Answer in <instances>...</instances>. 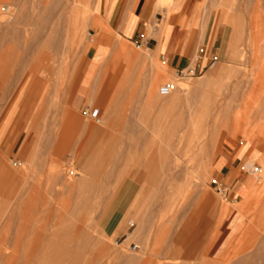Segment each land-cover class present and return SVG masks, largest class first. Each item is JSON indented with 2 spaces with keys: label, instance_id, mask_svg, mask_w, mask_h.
I'll return each instance as SVG.
<instances>
[{
  "label": "rangeland",
  "instance_id": "1",
  "mask_svg": "<svg viewBox=\"0 0 264 264\" xmlns=\"http://www.w3.org/2000/svg\"><path fill=\"white\" fill-rule=\"evenodd\" d=\"M99 1L0 0V76H14L24 67L28 68L27 71L41 68L38 70L43 74L53 75L52 86L48 87V90H55L50 108L68 109L72 120L77 123L68 134L70 144L64 152L61 168L67 174L74 169L76 183L80 188L85 184L83 191L89 190L91 199L95 196L93 201L86 198L88 193L85 196L82 189L80 192L77 184L76 190L71 189V192L69 188L65 191L61 183L47 182L46 174L52 171L50 175H53L58 170H52L51 165L45 170L42 179L45 191L41 188L40 197L46 194L51 203L48 205L46 199L41 198L34 205L33 215L40 217L36 213L43 208L41 217L53 227L58 225L56 229L60 224L63 226L60 229H65L68 224L84 220L82 224L91 228L93 247L79 253L75 246H71L74 254L71 249L67 253L60 248L55 253H41L45 256L43 264H57L58 261L60 264L63 259L65 264H70L76 255V259L83 262L74 259L71 264L237 263L247 241L244 233L264 235V28L255 40L252 23L256 7H261L264 14V0H159L158 9L165 10L161 13L164 19L189 7L194 9L196 17L201 18L204 27L210 22L218 26L221 38L216 49L219 50L210 56L208 67L202 68L195 76L187 73L196 67L200 57L183 69L174 70L167 59L147 46L148 39H161L163 26L159 32L149 29L132 40L124 38L120 31L109 28L98 15ZM205 49L206 46L201 44L200 50L206 53ZM23 50L31 52L30 56ZM92 54L91 67L82 78ZM133 55L141 56V60ZM162 66L166 70H162ZM181 71L185 72L184 76L179 74ZM167 83L175 85L174 101L159 95L160 87ZM149 89L156 96L151 101ZM19 93L9 107L8 104L5 106L0 126L15 106ZM76 97L77 101L84 99L82 105L77 103ZM97 97L99 100L95 102L93 99ZM109 102L113 103L111 110L108 109ZM115 111L117 123L111 126V114L114 112V115ZM36 112L28 124L26 114L23 115L9 134L7 130L0 145V159L3 161L0 164L6 163L9 167L13 163V170L26 171L30 175L34 170L39 173L45 162L43 156L48 159L50 152H46L51 151L47 148L54 145L52 136H46L52 142H47L46 137H43L46 141L42 137L36 140L35 134L29 136ZM43 123L40 124L42 127ZM48 127L55 130L51 124ZM108 127L110 137L108 134V139L97 142L95 149L83 148L85 153L89 151L85 156L80 150L86 133L82 131ZM95 134L93 131L91 139ZM46 143L51 145L46 148ZM240 143L254 144L252 158L245 162L259 166L260 173L246 174L242 170L244 162L239 170L240 188L237 191L231 190L232 180L223 181L216 175L214 167L220 154ZM43 147L46 149L42 152ZM73 153L79 163L75 162L72 168L68 165ZM22 167H25L24 172ZM179 171H183L184 176ZM81 178L88 181L94 195ZM213 180L229 189L226 198L218 195L211 185ZM125 186H129L127 190ZM10 188L0 180V195H5L0 197V264H25V240L18 235L21 221L19 215L10 213V207L15 209V205L13 208L8 204ZM74 197L85 201L87 206ZM99 198L105 199V203ZM237 198L236 203L234 199ZM89 200L94 202L92 206ZM77 202L86 207L78 203L77 210L81 212L73 213ZM50 205L54 208L52 212ZM64 206H69V210ZM65 211H70V215ZM61 212L65 215L64 220ZM234 212L241 214L245 223L234 239L220 240V228ZM60 220L62 223L66 220L65 225ZM216 243H219L217 250L221 247L223 250L215 256L212 249ZM135 246L138 247L136 250ZM255 250H248L243 255L250 264H264V252L261 257H256Z\"/></svg>",
  "mask_w": 264,
  "mask_h": 264
},
{
  "label": "bare ground",
  "instance_id": "2",
  "mask_svg": "<svg viewBox=\"0 0 264 264\" xmlns=\"http://www.w3.org/2000/svg\"><path fill=\"white\" fill-rule=\"evenodd\" d=\"M246 1H248V0H246ZM264 17V14H263V10L261 9V7H256L255 8V10H254V12H253V16H252V23H253V30H254V32H255V40H256V38L258 39V37H259V33H260V31H261V29L262 28H264V21H263V23H262V18ZM232 21V20H231ZM200 24H202V23H200ZM202 26H205V25H203L202 24ZM203 30H204V28H203ZM19 32V31H18ZM201 32V31H200ZM17 33V32H16ZM199 35V34H198ZM39 41V40H38ZM41 41V40H40ZM33 45V44H32ZM28 46V45H27ZM26 46V47H27ZM30 46V45H29ZM34 46V45H33ZM24 47H25V45H24ZM32 47V46H31ZM9 48V47H8ZM10 49V48H9ZM21 49V48H20ZM26 49V48H25ZM14 51H15V49H14ZM24 51V50H23ZM32 51H33V49H32ZM10 52V51H9ZM24 52H26V51H24ZM34 52V51H33ZM29 56H30V54H31V52L30 53H28V52H26ZM26 55V54H25ZM25 55H23V57H25ZM11 56H13L12 54H11ZM10 56V57H11ZM18 56V55H17ZM22 56V55H21ZM134 56V58L135 59H140L141 60V56L140 57H138V56H136L135 57V55H133ZM9 57V56H8ZM26 57H27V55H26ZM20 58V57H19ZM22 58V57H21ZM15 59H16V57H15ZM27 59H28V57H27ZM11 60H14V59H11ZM26 60V59H25ZM16 61H18V60H16ZM11 64V63H10ZM13 67V66H12ZM163 67V69L162 70H166V67H164V66H162ZM36 69H37V67H35ZM26 69H28V68H26V67H24V68H22L21 69V71H19L16 75H14V76H9L8 77V75H6V76H0V119H1V117H2V115H3V112H4V109H5V106L8 104V107H9V104H10V102L13 100V98L17 95V93H19V90L21 89V87H22V89H21V91H20V93H19V95H18V98H17V101H16V104H15V106L11 109V111H10V113H8V115H7V117H6V119L4 120V122L2 123V125L0 126V145H2V142H3V138H4V136H5V134L7 133V130H8V134L14 129V127L16 126V125H18L19 124V122H20V120L22 119V117H23V115H25L26 114V117H27V120H26V124H28V122L30 121V118H31V116H32V114L35 112V111H37L36 112V117H35V119L33 120V122H32V126H31V129H30V133H29V136H31L32 134H35V136L37 137V139L36 140H40V137H50L51 138V136L53 137V141H54V145L51 147L49 144V146H50V148H47V147H49L48 145H47V143H46V145H45V147L47 148V150H51V151H48V152H46V153H49V156H48V154H46L47 156H48V159H46L44 156H43V158H44V160H45V162L42 164V167H41V170L39 171V173H38V171L37 170H34L37 174H35L34 175V173L32 174V175H30V174H28V173H26V171L24 172V168L22 167V171L24 172V173H22V172H19V171H16V170H13V163H12V167L11 166H7V164L6 163H2V164H0V180H2V181H5V183H7V185H8V188H10V187H12V188H10L12 191H9V189H8V204L10 205V206H14V207H16L15 209H11V207H10V213L12 214V215H15V213L17 214V216L19 215V218H20V227L18 228V235H20L19 237L21 238H23L24 240H25V255H24V257H25V264H43V259L45 258V256L44 255H46V253H52V252H56L57 250H59V248L60 249H63L62 251H65V252H67L68 253V251L71 249L70 247L71 246H75V248L77 249V251L79 252V253H81V252H84V251H87V250H89V248H91V247H93L92 246V241H91V228L90 227H88V226H86L85 224H82V222L84 221H82L81 223H77V224H68V226H67V228H62V229H60L61 227H63V226H61V224L60 223H62V221L59 223L60 225V228L58 227V229H56V227L58 226V225H56L55 227H53V226H51V225H49L48 224V221H46V219L45 218H42L41 217V215L43 214V208L42 207H44V205H45V202H44V204H40L42 207V209H40L39 210V212H37L36 213V215H39L40 214V217H38V218H36V216L35 215H33L34 213H35V210H34V205H36L37 204V201L39 200H41V198H43L44 197V199H46L47 197H46V194H44V196L43 197H40V196H42V189H43V177H45L44 176V172H45V170L46 169H48L49 168V166L50 167H52L53 166V168H52V170L53 169H57L58 171H56V173L55 174H53V175H50L51 173H52V171L50 172L49 171V173H47L46 174V177H45V180L47 181V182H49V181H52V182H55V183H61L63 186H64V190L66 191V189L67 188H69V190L71 191V189L73 190V189H75L76 190V188H74V187H76L77 186V188H78V186H79V188H78V190L81 192V189H82V193L83 192H85V191H83V187H84V185H83V187H82V184H81V188H80V184H77L76 183V177L74 176L75 175V170L73 169V170H70V171H67L68 172V174L67 173H65L64 171V169H62L61 168V164H62V161H64V152H65V150H67L68 148H69V142H70V139H69V132L71 131V129L74 127V126H76V122L75 121H73L72 120V118H71V115H70V112H69V110L68 109H66V110H61V109H54V110H52L51 108H50V103H51V100H52V98H53V95L52 94H54L55 93V90L54 89H52V91L51 90H48V87L50 88L52 85V83H53V75H46V74H43V72L41 71V70H38V69H41V68H38L37 70H35V69H30L29 71H27ZM13 71H14V69H13ZM15 72V71H14ZM151 84V83H150ZM150 84H148V85H150ZM152 87V86H151ZM149 88H150V86H149ZM150 90V89H149ZM148 90V91H149ZM153 92L154 91H152V90H150L149 91V93H148V97L150 98V101L154 98V96H153ZM155 93V92H154ZM174 94H175V91L171 94L172 96L170 97V98H165V99H168V100H170V101H174ZM156 97V96H155ZM164 98V97H163ZM93 100H95V102L96 101H98L99 100V97H97V98H94ZM113 102V101H112ZM109 103H111V102H109ZM109 108V110H111L112 109V107H113V103H111V104H109V106H108ZM114 113V112H113ZM113 113L111 114V116L113 117V124L111 125L109 122H107V123H109L111 126H113V125H115L116 123H117V120H116V118H117V112L115 111V114L113 115ZM18 114V116L16 117V115ZM105 115V114H104ZM112 117H109L110 118V120L112 119ZM104 118H102V120H103ZM42 121H44V123H43V125H44V127H42L40 124H41V122ZM102 122V121H101ZM106 122V121H105ZM49 124H51V125H53L55 128V130H53L52 128V130L51 129H49V127H48V125ZM108 124V125H109ZM105 125V124H104ZM40 126V127H39ZM83 126V125H82ZM102 126V125H101ZM110 126V127H111ZM94 127V126H93ZM92 127V128H93ZM110 127H108L107 129H103V128H100V129H98V130H93V131H96V134L92 137L93 139H91V137H90V135L93 133V131H90V129H89V131H86L87 130V128H85V131H82V132H86L85 133V138H84V141L82 142V145L80 146V150L82 151V153H85L84 151V149L83 148H85L86 146L88 147V149H89V151L91 150L90 148L92 147V149L94 148L95 149V147H94V145L95 144H97V142H100V140L102 141L103 139H108V134H109V137H110V133H111V131H110ZM82 128V127H81ZM76 129V128H75ZM94 129V128H93ZM97 129V128H96ZM73 134V133H72ZM84 134V133H83ZM82 134V135H83ZM220 134V133H219ZM36 137H34V139L36 138ZM46 137V138H47ZM72 137V136H71ZM47 138V139H48ZM44 140H45V138H43ZM46 139V140H47ZM215 139H217V138H215ZM45 140V141H46ZM80 140V139H79ZM105 141V140H104ZM215 142H216V140H214ZM47 142H52L50 139H48V141ZM77 142H79V141H77ZM31 143H33V142H31ZM41 143H43V142H41ZM217 143V142H216ZM39 144V149H40V143H38ZM88 144H89V146H88ZM101 144H102V142H101ZM101 144H99V145H101ZM104 144V143H103ZM102 144V145H103ZM36 145V143L34 144V146ZM43 145V144H42ZM76 145V144H75ZM77 145H79V144H77ZM37 146V145H36ZM35 146V147H36ZM71 146V145H70ZM104 146H105V144H104ZM33 147V146H32ZM31 147V148H32ZM34 147V148H35ZM74 147V146H73ZM78 147V146H77ZM101 147H103V146H101ZM214 147V146H213ZM46 148H44L43 147V149H41L42 150V152L46 149ZM99 148H100V146H99ZM105 148V147H104ZM76 149V148H75ZM86 149V148H85ZM87 149V150H88ZM34 150H37V148H35ZM46 150V151H47ZM214 150V149H213ZM72 151L75 153L76 152V150L74 151V149H72ZM89 151L87 152L86 151V153H89ZM34 152V151H33ZM32 152V153H33ZM37 151H35V153H36ZM32 153L31 154H29V157H30V155H32ZM74 153H73V155H74ZM85 153V154H86ZM1 154V153H0ZM33 156H35V154H33ZM69 156V155H68ZM85 156H87V154L85 155ZM2 156H0V158H1ZM28 157V158H29ZM54 157H58L57 158V160H56V158H54ZM70 157V156H69ZM41 158V157H40ZM43 158H41V159H43ZM28 160V159H27ZM35 160H36V158H35ZM82 160V159H81ZM0 161H1V159H0ZM32 161V160H31ZM38 161V160H37ZM37 161H36V163H37ZM66 161V160H65ZM70 161V160H69ZM69 161H67V162H69ZM1 162H3V161H1ZM43 162V161H42ZM75 162H77V163H79V161L76 159V154L73 156V158H71V161L69 162L70 163V165H68V166H72L73 164H75ZM81 162V161H80ZM95 162V161H94ZM30 163V162H29ZM32 163H33V161H32ZM39 163V164H38ZM37 164L38 165H40V160H39V162H38ZM3 164H6L5 166L3 165ZM8 164V165H9ZM64 164V163H63ZM24 165V164H23ZM28 166V165H27ZM31 166L32 167H34L33 166V164H31ZM36 166V165H35ZM41 166V165H40ZM64 166H65V164H64ZM63 167V166H62ZM66 167V166H65ZM30 168V167H29ZM36 168V167H35ZM34 168V169H35ZM72 168H73V166H72ZM15 169H16V167H15ZM50 169V168H49ZM20 170V169H19ZM27 170H28V168H27ZM84 170V169H83ZM98 170V169H97ZM28 172V171H27ZM30 172V171H29ZM96 172V171H95ZM179 172H181V171H179ZM181 173H183V171L181 172ZM88 174V173H87ZM79 175V174H78ZM119 175V174H118ZM181 175H183L184 176V173L183 174H181ZM86 176H88V175H86ZM92 176V175H91ZM174 176V175H173ZM177 176V175H176ZM79 177V176H78ZM111 177V176H110ZM86 178V177H85ZM89 178V177H88ZM94 178V177H93ZM92 178V179H93ZM117 179H118V177H116ZM177 178V177H176ZM82 179V178H81ZM81 179H79L80 180V182H81ZM98 179V178H97ZM87 180V179H86ZM104 180V179H103ZM110 180V179H109ZM108 180V181H109ZM114 180H116V179H114ZM82 181H84L83 179H82ZM98 181V180H97ZM79 182V183H80ZM85 182V181H84ZM88 182V181H87ZM87 182H85V183H87ZM95 182V181H94ZM133 182V181H132ZM49 183H51V182H49ZM83 183V182H82ZM97 183V182H96ZM103 184H104V182H102ZM101 183V184H102ZM107 183V182H106ZM110 183V182H109ZM75 184H77L76 186H75ZM119 184H120V182H119ZM122 184V183H121ZM45 185V184H44ZM91 185V184H90ZM107 185V184H106ZM110 185L111 184H109V188H110ZM128 185H129V182H128ZM87 186H89L88 185V183H87ZM86 186V188H88ZM96 186H98V184L96 185ZM96 186H94L95 188H97ZM99 186H100V183H99ZM105 186V185H104ZM108 186V185H107ZM123 186V185H122ZM130 186H131V183H130ZM46 187V186H45ZM44 187V188H45ZM90 187V186H89ZM93 187V188H94ZM106 187V186H105ZM124 187V186H123ZM122 187V188H123ZM128 187L129 186H125V188H126V190L128 189ZM42 188V189H41ZM59 188H60V186H59ZM93 189L94 191H96V192H98V190L97 189ZM99 188V187H98ZM107 188V187H106ZM111 188H112V186H111ZM121 188V189H122ZM91 187H90V192H91ZM100 189H101V186H100ZM104 188H102V190H103ZM44 190V189H43ZM58 190V189H57ZM102 190H100V192L102 191ZM120 190V189H119ZM125 190V191H126ZM45 191V190H44ZM51 191H52V189H51ZM103 191H105V189L103 190ZM103 191H102V195H103ZM122 191H123V189H122ZM63 192V191H62ZM72 192V191H71ZM71 192H70V194H71ZM74 192V191H73ZM77 192V191H76ZM56 193V192H55ZM55 193H54V195H55ZM64 193V192H63ZM66 193V192H65ZM64 193V194H65ZM86 193H88V197H86V198H88L89 199V190H88V192H85V196H87V194ZM91 193H93V195H94V192L92 191ZM112 193V192H111ZM119 193V192H118ZM117 193V194H118ZM48 194H49V192H48ZM53 193H51V196L50 197H52L53 195H52ZM64 194H62V196L64 195ZM81 194V193H80ZM2 195V194H1ZM0 195V197H2ZM91 195V194H90ZM112 195V194H111ZM116 195V194H115ZM114 195V196H115ZM5 196V195H4ZM3 196V197H4ZM56 196H58V194L56 195ZM66 196V195H65ZM68 196V195H67ZM92 196V195H91ZM113 196V197H114ZM55 197V196H54ZM84 197V196H83ZM93 197H95V196H92V199H93ZM96 197H97V195H96ZM98 197H100V196H98ZM97 197V198H98ZM102 197V196H101ZM49 198V197H48ZM53 198V197H52ZM64 198H66V197H64ZM71 198V197H70ZM104 198V197H103ZM103 198L102 199H100L101 201L103 200ZM115 198V197H114ZM62 199V198H61ZM71 199H73V198H71ZM71 199H70V201H71ZM74 199H75V197H74ZM90 199H91V197H90ZM91 199V200H92ZM111 199H112V197H111ZM110 199V200H111ZM204 199H208L206 196H204ZM50 200V199H49ZM49 200H47L46 199V201L48 202ZM55 200V199H54ZM56 200H57V198H56ZM75 200H77V198L75 199ZM74 200V201H75ZM79 201H81L82 199H78ZM77 200V201H78ZM84 200H85V198H84ZM94 200H96V199H94ZM105 200V199H104ZM103 200V202L105 203V201ZM51 201H52V199H51ZM58 201V200H57ZM63 201V200H62ZM67 201H68V199H67ZM83 201V200H82ZM81 201V202H82ZM93 201V200H92ZM90 202V200H89V202H90V204H91V206H92V203H94V202ZM97 201H98V199H97ZM100 201V202H101ZM46 202V203H47ZM54 202H56V201H54ZM81 202H77V206H76V210H72L73 211V213H77V211H79L80 209H78L77 210V207H78V203H81ZM83 202H85V201H83ZM82 202V203H83ZM49 203H51V202H48V205H49ZM53 203V202H52ZM58 203V202H57ZM72 203H73V201H72ZM75 203H76V201H75ZM74 203V204H75ZM81 203V205L83 206L84 204H82ZM99 203V202H98ZM97 203V204H98ZM110 203V202H109ZM56 204V203H55ZM54 204V205H55ZM59 204V203H58ZM57 204V205H58ZM61 204V203H60ZM64 204V203H63ZM67 204V203H66ZM74 204L72 205V207L74 206ZM106 204H107V202H106ZM105 204V205H106ZM48 205L46 206L47 208H48ZM85 205H86V202H85ZM84 205V206H85ZM95 205V204H94ZM104 205V206H105ZM53 205H50V210L52 209L51 207H52ZM61 206H63V205H61ZM83 206V207H84ZM87 206V205H86ZM85 206V207H86ZM104 206H103V208H104ZM13 207V208H14ZM65 207V206H64ZM63 207V208H64ZM69 207V206H68ZM66 208L65 207V209L67 210H69V208ZM84 207V208H85ZM46 208V209H47ZM57 208V207H56ZM60 208V207H59ZM88 208V207H87ZM90 208H92V207H90ZM102 208V209H103ZM135 208V207H134ZM38 209V208H37ZM54 209V208H53ZM53 209L51 210V212L53 211ZM62 209V208H61ZM73 209V208H72ZM95 209V208H94ZM108 209V208H107ZM106 209V210H107ZM59 210V209H58ZM57 210V211H58ZM71 210V209H70ZM34 211V212H33ZM47 211H49V210H47ZM62 211V210H61ZM84 211V210H83ZM102 211V210H101ZM66 212V211H65ZM79 212H81V211H79ZM86 212V211H85ZM88 212H89V210H88ZM103 212V211H102ZM101 212V213H102ZM104 212H106V211H104ZM48 213H50V211L48 212ZM59 213V212H58ZM66 213H68V212H66ZM69 213H70V211H69ZM68 213V214H69ZM91 213H92V211H91ZM61 214H62V212H61ZM82 214V213H81ZM80 214V215H81ZM86 214H88V213H86ZM106 214V213H105ZM107 214H109L108 212H107ZM31 215V216H30ZM70 215V214H69ZM69 215H66L67 217L69 216ZM71 215H72V213H71ZM78 215V214H77ZM104 214H102V216H103ZM51 216V215H50ZM49 216V217H50ZM55 216H56V214H55ZM65 215H63L62 214V219H63V217H64ZM73 216V215H72ZM82 216V215H81ZM81 216L79 217V218H81ZM88 216H90V215H88ZM52 217H54V216H52ZM70 217V216H69ZM74 218H75V214H74V216H73ZM85 217V216H84ZM91 217V216H90ZM72 218V217H71ZM82 218H83V216H82ZM50 219V218H49ZM54 219V218H53ZM55 219H56V217H55ZM65 219V218H64ZM63 219V220H64ZM70 219V218H69ZM76 219H77V216H76ZM98 219H99V217H98ZM255 219V218H254ZM78 221H79V219H77ZM54 221V220H53ZM52 221V222H53ZM88 221H90V220H88ZM98 221H100V219L98 220ZM55 222H57V219L55 220ZM64 223L66 222V220L65 221H63ZM50 223V222H49ZM58 223V222H57ZM64 223H62V224H64ZM86 223V222H85ZM88 223V222H87ZM256 223V222H255ZM254 223V224H255ZM55 224V223H54ZM98 224V223H97ZM65 225V224H64ZM51 226V227H50ZM255 227V226H254ZM251 228V227H250ZM264 228V227H263ZM60 229V230H59ZM263 230V229H262ZM261 230V231H262ZM13 231V230H12ZM11 231V232H12ZM247 231V230H246ZM256 231V230H255ZM248 232V231H247ZM251 232V231H250ZM254 232V231H253ZM256 233V232H255ZM249 234V233H244V237L246 238V243H245V245H244V247L242 248V251L240 252V259H239V261H237V263H235V264H250L249 262H248V260H247V257L245 256V255H243V253L244 252H246V251H248V250H255L254 251V253L256 254V257H261V255L263 254V252H264V237H262V236H264V235H259V234ZM12 234H13V232H12ZM262 234V233H261ZM63 237L62 239H58V237ZM10 239H12V238H10ZM10 239H8L9 241H12V240H10ZM56 239H58V240H56ZM8 241V242H9ZM17 241V243H19L18 242V240H16ZM60 241L61 242H63V243H61L60 244ZM14 241H12V243H13ZM247 242H248V244H247ZM10 243V242H9ZM11 244V243H10ZM12 245V244H11ZM257 245H259V246H257ZM9 246V245H8ZM16 246V245H15ZM14 246V247H15ZM11 247V246H10ZM13 247V246H12ZM73 247H72V251H71V253L73 252ZM94 247H98V250H99V248H101L102 249V247H100L99 245H94ZM19 248V247H18ZM74 248V249H75ZM15 249H16V247H15ZM96 248H94L93 250H95ZM208 249V248H207ZM210 249V248H209ZM9 250V249H8ZM19 250H20V248H19ZM23 250V249H22ZM91 250V249H90ZM103 250V249H102ZM100 251V252H103V251ZM222 250H223V247H221L219 250H217L216 251V254H215V256L216 255H219V254H221L222 253ZM10 251V250H9ZM15 251V250H14ZM16 251L18 252V249H16ZM60 251V250H59ZM76 251V250H75ZM76 251V252H77ZM24 252V251H23ZM75 252V253H76ZM91 252V251H90ZM94 252H97V251H94ZM16 253V252H15ZM19 253L21 254V252L19 251ZM19 253H17V254H19ZM41 253H43L44 255L43 256H41ZM60 253V252H59ZM71 253H69V254H71ZM79 253H78V255H79ZM69 254L68 255H66V256H68V258L70 257L69 256ZM73 254H74V252H73ZM84 254H86V253H84ZM100 254V253H99ZM55 255V254H54ZM58 255H60V254H58ZM63 255V254H62ZM9 256H11V255H9ZM49 256V255H48ZM74 256V255H73ZM77 256V255H76ZM76 256H74V258L73 257H71V258H73V259H71V261L73 260L74 261V259H76V258H78V256L76 257ZM80 256H82V255H80ZM84 256V255H83ZM93 256V255H92ZM57 258V257H56ZM67 258V259H68ZM82 258V257H81ZM85 258V257H84ZM49 259H51V258H49ZM53 259V258H52ZM62 259V258H61ZM9 260V259H8ZM12 260H13V258H12ZM63 260H65V259H63ZM63 260H62V262H61V260H60V264H65L64 262H63ZM77 261H80L79 259H76ZM10 261V260H9ZM70 260L68 259V262H69ZM70 261V264L73 262H71ZM81 261H82V259H81ZM80 261V262H81ZM59 262V261H58ZM58 262H57V264H58ZM67 262V263H68ZM83 262V261H82ZM92 262V261H91ZM47 263V262H46ZM74 263V262H73ZM79 262H77V264H78ZM89 263V262H88ZM206 262H204V264H205ZM9 264H11V263H9ZM52 264V263H51Z\"/></svg>",
  "mask_w": 264,
  "mask_h": 264
},
{
  "label": "crops",
  "instance_id": "3",
  "mask_svg": "<svg viewBox=\"0 0 264 264\" xmlns=\"http://www.w3.org/2000/svg\"><path fill=\"white\" fill-rule=\"evenodd\" d=\"M158 2L159 0H100L98 15L109 28L120 31L124 38L131 40L141 36L142 32L149 29L159 32L163 26L164 32L160 40L150 38L146 42L152 51H158L168 60L169 66L174 70L183 69L197 57L200 59L196 67L207 68L210 56L217 54L219 50L216 49L221 38L218 26L211 22L206 27L202 26L201 18L196 17L194 9L189 7H184L181 11L164 19L161 17V13H165V10L158 9ZM201 44L206 46V53L199 56ZM92 58L93 54L82 78L88 73ZM77 99L76 97V101ZM83 102L84 99L77 101L81 105ZM253 147L254 144L247 146V143H240L226 149L216 160L214 172L223 181L232 180L231 190H239L241 175L239 170L245 161L252 158L255 151ZM237 200L238 198L234 199L236 203ZM244 223V217L238 212H234L223 222L220 228V240L228 237L234 239ZM218 245L219 243L214 245L212 254H216Z\"/></svg>",
  "mask_w": 264,
  "mask_h": 264
},
{
  "label": "built area",
  "instance_id": "4",
  "mask_svg": "<svg viewBox=\"0 0 264 264\" xmlns=\"http://www.w3.org/2000/svg\"><path fill=\"white\" fill-rule=\"evenodd\" d=\"M204 54H205L204 50L199 51V56H202ZM200 70H202V69L195 67L193 69H190L187 74L191 75V76H195L198 71L200 72ZM184 73H185L184 71L179 72V74L181 76H184L185 75ZM175 90H176V88H175L174 84L167 83V84L160 87L159 95L161 97L167 98V97H170L171 94ZM242 170L248 175H258L260 173V167L257 166L256 164H253L250 162H245L243 167H242ZM211 185L214 187V189L217 191L218 195H220L221 197L226 198L228 196L229 190L225 186H223V184L220 183L219 181L213 180ZM137 248L138 247L135 246V250Z\"/></svg>",
  "mask_w": 264,
  "mask_h": 264
}]
</instances>
